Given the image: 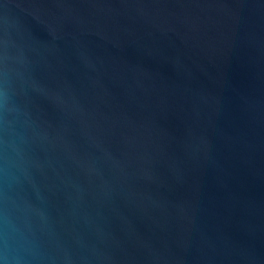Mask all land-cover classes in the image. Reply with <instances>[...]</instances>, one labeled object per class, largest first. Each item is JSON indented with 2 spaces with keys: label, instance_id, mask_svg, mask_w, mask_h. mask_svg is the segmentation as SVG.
<instances>
[{
  "label": "water",
  "instance_id": "water-1",
  "mask_svg": "<svg viewBox=\"0 0 264 264\" xmlns=\"http://www.w3.org/2000/svg\"><path fill=\"white\" fill-rule=\"evenodd\" d=\"M0 264H264V0H0Z\"/></svg>",
  "mask_w": 264,
  "mask_h": 264
}]
</instances>
